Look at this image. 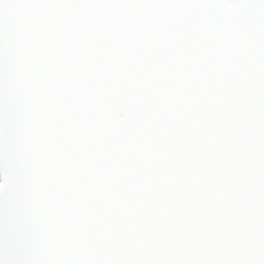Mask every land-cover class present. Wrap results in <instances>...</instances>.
<instances>
[{"label":"water","instance_id":"95a60500","mask_svg":"<svg viewBox=\"0 0 264 264\" xmlns=\"http://www.w3.org/2000/svg\"><path fill=\"white\" fill-rule=\"evenodd\" d=\"M0 264H264V0H0Z\"/></svg>","mask_w":264,"mask_h":264},{"label":"rangeland","instance_id":"374dc122","mask_svg":"<svg viewBox=\"0 0 264 264\" xmlns=\"http://www.w3.org/2000/svg\"><path fill=\"white\" fill-rule=\"evenodd\" d=\"M0 183H1V178H0Z\"/></svg>","mask_w":264,"mask_h":264}]
</instances>
